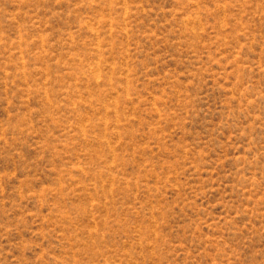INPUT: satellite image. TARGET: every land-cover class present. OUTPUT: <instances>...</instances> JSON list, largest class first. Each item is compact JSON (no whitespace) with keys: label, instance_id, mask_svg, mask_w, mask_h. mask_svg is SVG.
<instances>
[{"label":"rangeland","instance_id":"1","mask_svg":"<svg viewBox=\"0 0 264 264\" xmlns=\"http://www.w3.org/2000/svg\"><path fill=\"white\" fill-rule=\"evenodd\" d=\"M0 264H264V0H0Z\"/></svg>","mask_w":264,"mask_h":264}]
</instances>
